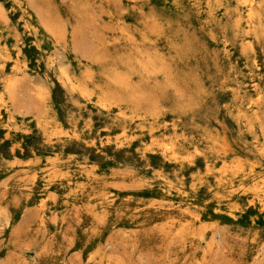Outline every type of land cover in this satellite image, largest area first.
<instances>
[{
	"label": "rangeland",
	"instance_id": "obj_1",
	"mask_svg": "<svg viewBox=\"0 0 264 264\" xmlns=\"http://www.w3.org/2000/svg\"><path fill=\"white\" fill-rule=\"evenodd\" d=\"M0 15V264H264V0Z\"/></svg>",
	"mask_w": 264,
	"mask_h": 264
},
{
	"label": "bare ground",
	"instance_id": "obj_2",
	"mask_svg": "<svg viewBox=\"0 0 264 264\" xmlns=\"http://www.w3.org/2000/svg\"><path fill=\"white\" fill-rule=\"evenodd\" d=\"M88 1V0H87ZM97 4V3H96ZM95 4V5H96ZM98 5V4H97ZM96 5V6H97ZM86 7V6H85ZM90 8V7H89ZM94 9V8H93ZM139 9V8H138ZM142 9V8H141ZM78 10V9H77ZM85 10H86V8H85ZM90 10V9H89ZM91 11V10H90ZM82 12H84V11H82ZM89 11H86V14L88 13ZM77 13V12H76ZM79 13V12H78ZM37 14V13H36ZM40 14V13H39ZM46 14V13H45ZM47 15V14H46ZM49 15V14H48ZM47 15V16H48ZM80 15V14H79ZM83 15V14H82ZM1 16V15H0ZM2 16H4V15H2ZM38 16V15H37ZM41 16V15H40ZM50 16H51V14H50ZM81 17V16H80ZM87 17H88V14H87ZM51 18H52V16H51ZM147 18H148V16H147ZM52 19H54V18H52ZM84 19V18H83ZM43 20H47V19H44L43 18ZM58 20V19H57ZM144 20H145V18H144ZM152 20V19H151ZM151 20H149V22L151 21ZM55 21V20H54ZM145 21H148V20H145ZM153 21V20H152ZM111 22V21H110ZM155 22V21H154ZM56 23H57V21H56ZM82 23V22H81ZM59 23H57V25H58ZM143 24V23H142ZM146 24V23H145ZM145 24H143V25H145ZM155 24V23H154ZM61 26V25H60ZM146 26V25H145ZM156 26V25H155ZM82 27V26H81ZM121 27V26H120ZM129 27V26H128ZM72 28H74V27H72ZM71 28V29H72ZM123 28V27H122ZM63 29V28H62ZM126 29V28H125ZM150 29V28H149ZM157 29V28H156ZM156 29H154V30H156ZM45 30V29H44ZM49 30V29H48ZM73 30V29H72ZM120 30V29H119ZM136 31V30H135ZM153 31V30H152ZM61 32H64V31H61ZM121 32H122V30H121ZM128 32V31H127ZM131 32H132V35H133V30H131ZM151 32V31H150ZM118 37L120 36V35H117ZM59 37H61V35H59ZM58 37V38H59ZM116 37V36H115ZM140 38V37H139ZM146 38V37H145ZM115 40V39H114ZM113 40V41H114ZM119 40H120V38H119ZM118 40V41H119ZM132 40H133V38H132ZM124 41H125V39H124ZM144 41V40H143ZM108 42V41H107ZM110 42H112V41H110ZM109 42V43H110ZM116 42V41H115ZM136 42V41H135ZM140 42V41H139ZM142 44V43H141ZM134 45H135V43H134ZM138 45V44H137ZM115 46H116V44H115ZM119 46V45H118ZM128 46V45H127ZM139 46V45H138ZM141 46V45H140ZM105 48H107V47H105ZM133 48V47H132ZM107 49H109V48H107ZM136 49V48H135ZM138 49V48H137ZM264 49V48H263ZM104 50V49H103ZM112 50H113V48H112ZM116 50H118V49H116ZM111 51V50H110ZM109 51V52H110ZM261 51H262V49H261ZM106 52H107V50H106ZM264 54V53H263ZM114 56V55H113ZM112 55H111V57H113ZM109 57V56H108ZM128 58H129V56H127ZM6 58V57H5ZM97 58V57H96ZM103 58H105L104 56H103ZM83 59V58H82ZM101 59V58H100ZM120 60V59H119ZM125 60H127V59H125ZM253 60V59H252ZM15 61V60H14ZM139 61V60H138ZM4 62V61H3ZM98 62V61H97ZM131 62V61H130ZM10 63V62H9ZM15 63V62H14ZM22 63V62H21ZM252 63V62H251ZM4 64V63H3ZM8 64V63H7ZM1 65V64H0ZM17 65V64H16ZM24 67V66H23ZM144 67V66H143ZM18 68V67H17ZM22 69V68H21ZM90 70V69H89ZM87 71V70H86ZM102 72V71H101ZM90 73V72H89ZM93 73V72H92ZM84 74H85V72H84ZM262 74V73H261ZM6 75V74H5ZM65 75V74H64ZM68 75V74H67ZM102 75V74H101ZM4 76V75H3ZM7 77V76H6ZM106 77V76H105ZM11 78V77H10ZM13 78V77H12ZM69 78V77H68ZM107 78V77H106ZM117 78V77H116ZM197 78V77H196ZM260 78H262L261 76H260ZM6 79V78H5ZM254 79V78H253ZM60 80H62V79H60ZM263 81V80H262ZM20 82V81H19ZM11 83V82H10ZM264 83V82H263ZM5 84V83H4ZM14 85V84H13ZM9 86V85H8ZM11 86V85H10ZM17 86V85H16ZM167 86V85H166ZM7 87V86H6ZM64 87V86H63ZM11 88V87H10ZM14 88H15V85H14ZM13 88V89H14ZM43 88H45V87H43ZM78 88V87H77ZM6 89V88H5ZM39 90H40V88H39ZM43 90V89H42ZM47 92H49V91H47ZM67 92V91H66ZM40 93V92H39ZM3 94V93H2ZM46 94H48V93H46ZM4 95V94H3ZM2 95V96H3ZM9 95V94H8ZM37 95V94H36ZM42 95V94H41ZM142 95V94H141ZM143 96V95H142ZM145 96V95H144ZM7 97H9V96H7ZM42 97V96H41ZM43 98V97H42ZM10 99V98H9ZM152 99H154V98H152ZM3 100V99H2ZM251 100V99H250ZM9 101V100H8ZM12 101V100H11ZM10 101V102H11ZM43 101V100H42ZM151 101V100H150ZM149 101V102H150ZM153 101V100H152ZM252 101V100H251ZM15 102V101H14ZM247 105V104H246ZM10 106H11V104H10ZM13 106V105H12ZM11 106V107H12ZM41 106H42V104H41ZM10 107V108H11ZM14 108V107H13ZM36 108V107H35ZM8 109V108H7ZM38 110V109H37ZM11 112V111H10ZM13 113H14V111H13ZM40 113V112H39ZM11 114V113H10ZM34 115V114H33ZM36 115V114H35ZM36 117V116H35ZM39 117V116H38ZM7 118V117H6ZM39 119V118H38ZM37 119V120H38ZM10 120H11V118H10ZM45 120V119H44ZM49 120V119H48ZM55 123H57V122H55ZM56 125V124H55ZM12 126V125H11ZM40 127V126H39ZM61 129V128H60ZM60 131V130H59ZM67 132V131H66ZM196 132V131H195ZM45 133H47V132H45ZM68 133V132H67ZM199 133V132H198ZM197 133V134H198ZM54 134V133H53ZM60 134V133H59ZM62 134V133H61ZM224 135V134H223ZM48 136V135H47ZM225 136V135H224ZM225 139V138H224ZM57 141V140H56ZM157 142V141H156ZM166 144V143H165ZM173 144V143H172ZM169 145V144H168ZM166 147V146H165ZM167 149V148H166ZM169 149V148H168ZM172 152H173V150H172ZM63 162V161H62ZM237 166V165H236ZM238 167V166H237ZM242 166H240V168H241ZM235 168V167H234ZM229 169V168H228ZM242 170V169H241ZM237 171V170H236ZM53 173V172H52ZM223 173H224V171H223ZM236 173V172H235ZM57 174V173H56ZM262 186V185H261ZM264 188V187H263Z\"/></svg>",
	"mask_w": 264,
	"mask_h": 264
}]
</instances>
